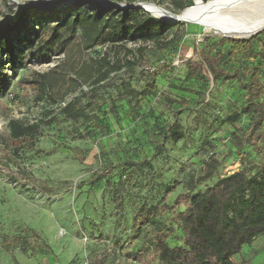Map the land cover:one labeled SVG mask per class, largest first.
<instances>
[{"label": "rangeland", "instance_id": "374dc122", "mask_svg": "<svg viewBox=\"0 0 264 264\" xmlns=\"http://www.w3.org/2000/svg\"><path fill=\"white\" fill-rule=\"evenodd\" d=\"M104 1L105 5L111 3ZM180 1L156 0L153 4L174 14ZM137 3L147 2L132 4ZM103 4L99 0H0V26L7 27L12 44L16 33L20 38L19 44L13 45L17 49L15 65L3 63L5 82L0 91V264H156L146 234L139 241L130 238L132 219L141 205H172L186 192L184 182L202 168L206 154H215L220 166L214 178L197 187L201 191L244 165L253 171L249 166L264 162L262 141L258 142L262 147L259 153L244 141L247 155L241 161L243 152L237 155L235 143L247 130L225 121L246 101L240 84L223 80L213 84L208 75H187L202 38L215 36L217 42L222 34L214 35L196 23L177 22L179 26L166 40L181 32L185 33L184 40L160 49L150 44L134 73L123 65L103 82L93 84L99 67L96 62L109 53L108 48L85 49L79 30L71 34L60 26L69 12L83 6L85 13H95ZM116 5L123 9L129 3ZM261 12L244 15V19ZM234 18L241 20L238 15ZM42 28H55L61 34L60 41L43 55L37 51L39 39H34ZM25 39H34V46L25 49ZM140 46L126 44L133 51L127 58H134ZM108 60L115 63L116 57L109 54ZM245 62L246 58L234 59L227 70H239L245 80L253 67L252 61ZM148 67H155V96L142 101L141 108L131 114L127 113L126 102L115 98L118 112L112 111L110 100L119 80L130 77L132 86L139 89ZM34 73L47 75L42 99H38L35 85L26 83ZM260 78L264 84V67ZM89 90L95 91L88 94ZM81 92L87 93L82 97L84 104L93 97L102 102V109L100 113L94 110L96 116L87 123H74L58 111ZM165 97L176 103L167 107ZM179 100H185V105ZM52 117L56 121L42 124L41 135L33 144L9 140L10 120L32 124ZM172 121L181 126L184 139L164 144L156 152L154 143L148 140L149 132L157 129L156 124L165 127ZM202 145L204 149L200 150ZM67 148L80 149L83 154L76 159ZM94 177L98 180L91 184ZM175 182V190L167 193L166 188ZM182 210L184 206L180 205L163 216L175 230L168 240L171 246L181 244L176 215ZM27 229H33L38 240H30L31 247L18 246L13 240L28 235ZM5 244L10 245L9 250H5ZM138 249L145 250L144 258L138 259ZM232 261L264 264V236L244 246Z\"/></svg>", "mask_w": 264, "mask_h": 264}, {"label": "trees", "instance_id": "16d2710c", "mask_svg": "<svg viewBox=\"0 0 264 264\" xmlns=\"http://www.w3.org/2000/svg\"><path fill=\"white\" fill-rule=\"evenodd\" d=\"M110 2L95 13H85L82 6L61 19L60 27L64 30L71 34L80 31L85 49L96 46L108 48L109 53L105 52L96 62L99 67L95 70L96 79L93 84L103 82L110 73L120 70L123 65L124 69L134 73L139 59L143 58L146 46L152 44L155 49L165 48L173 42L184 40L185 37V33L181 32L166 40L180 23L168 24L150 16L143 9L133 7L122 9L116 5L123 2L129 5L135 2L156 3V0H110ZM192 4L193 0H181L176 4L178 13L174 14H180ZM216 38L218 37L202 38L199 48L195 49L197 58L190 62L186 71L187 75L194 72L197 76L201 73L208 75L213 84L220 80L236 81L240 84L245 92L246 101L241 104L239 112L232 113L225 121L230 125L239 124L247 130L243 139L235 143L237 155L243 152L241 160L243 162L247 155L243 150L244 141L258 153L262 151L258 142L264 143V84L260 78L264 67V30L245 39L221 37L216 42ZM34 39H39L37 51L43 55L60 41L61 34L56 32L55 28L53 30L42 28L34 34ZM34 39H25L23 47L32 48ZM19 41V35L16 33L12 44L7 27L0 26V91L5 82L3 63L5 61L10 66L15 65L14 52L17 49L13 45L19 44ZM137 43L142 45L137 48L138 54L128 59L133 51L127 49L126 44ZM109 54L116 57L115 63L109 62ZM119 56L121 58H118ZM240 58H246V62L252 61L253 67L251 66L252 69L248 71L245 80L239 70L231 73L227 70L230 62ZM19 60V64L24 66L22 59ZM144 74L146 80L139 89L132 86L130 77L119 80L115 96L110 100L112 111L118 112L115 98L124 100L127 104V113L131 114L141 108L142 101L155 96L157 92L155 67L146 68ZM33 75L32 80L26 83L35 85L39 92L38 99H42L41 96L48 85L47 75L40 73ZM94 91L89 90L88 94ZM86 95L87 93L81 92L80 96L72 97L63 104L58 113L74 123H87L92 115L96 116V112H101L102 102L91 97L89 102L84 104L82 97ZM164 100L167 107L176 103V100L168 97ZM178 103L185 105V100ZM176 114L174 113V116ZM55 121L56 117H52L47 122L26 124L12 119L7 123L9 140L14 143L33 144L41 135V125H51ZM155 126L157 129L149 132L148 140L154 143L156 152L164 144H177L184 139V132L176 121L167 122L165 127L158 124ZM67 149L76 159L83 154L80 149ZM202 149L203 145L200 147V150ZM219 166L220 161L215 154H206L202 168L184 182L186 192L177 196L172 205L164 202L151 206L143 204L137 210L132 219L130 238L139 241L146 234L147 246L156 264H234L232 258L238 255L244 246L264 236V162L249 166L253 171L244 165L232 175L217 178L205 190H197L198 186L217 175ZM107 167L112 168L110 163ZM97 180L98 178L94 177L90 183L95 184ZM177 185L175 182L171 187H167V193L173 192ZM180 205L184 206V210L177 213L176 224L181 244L171 246L168 240L174 235L175 230L164 222L163 216ZM27 233L28 235L20 236L13 242L18 246L31 247L30 240L35 242L39 235L33 229H27ZM4 248L9 250L10 245L5 244ZM142 251L145 252L144 249L136 251L138 259L144 258ZM241 264L248 263L242 261Z\"/></svg>", "mask_w": 264, "mask_h": 264}, {"label": "bare ground", "instance_id": "6f19581e", "mask_svg": "<svg viewBox=\"0 0 264 264\" xmlns=\"http://www.w3.org/2000/svg\"><path fill=\"white\" fill-rule=\"evenodd\" d=\"M99 2L106 3L104 0ZM144 7L152 17L160 21L170 19L169 13L172 14L153 3H145ZM256 11L263 12L251 19H244V15ZM175 15L178 22L196 23L213 34L244 39L264 29V0H193L191 6ZM236 15L241 16V20L234 18Z\"/></svg>", "mask_w": 264, "mask_h": 264}, {"label": "water", "instance_id": "95a60500", "mask_svg": "<svg viewBox=\"0 0 264 264\" xmlns=\"http://www.w3.org/2000/svg\"><path fill=\"white\" fill-rule=\"evenodd\" d=\"M79 1L91 2V3L95 2L93 0H79ZM102 2H99V4H103ZM103 5H105V4H103ZM144 5H145V3H137V4L127 5L126 7H133V8L143 9L145 12L148 13V11L144 7ZM169 16H170L169 17L170 19H167V20H165L163 22H166L168 24H175V23H177L179 21V19L177 18V15L169 13ZM214 35H217V34H214ZM223 37L232 38L230 36H223Z\"/></svg>", "mask_w": 264, "mask_h": 264}]
</instances>
